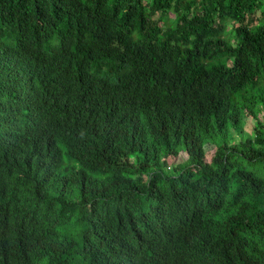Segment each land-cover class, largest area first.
Wrapping results in <instances>:
<instances>
[{"label": "trees", "instance_id": "1", "mask_svg": "<svg viewBox=\"0 0 264 264\" xmlns=\"http://www.w3.org/2000/svg\"><path fill=\"white\" fill-rule=\"evenodd\" d=\"M0 264H264V0H0Z\"/></svg>", "mask_w": 264, "mask_h": 264}, {"label": "rangeland", "instance_id": "2", "mask_svg": "<svg viewBox=\"0 0 264 264\" xmlns=\"http://www.w3.org/2000/svg\"><path fill=\"white\" fill-rule=\"evenodd\" d=\"M253 125H254V119L253 118H250L249 121H248L247 127H246L247 130L251 132L253 130V127H252ZM214 152H215L214 151V148L207 145V147H206V153H207V156L209 158L212 157V155L214 154Z\"/></svg>", "mask_w": 264, "mask_h": 264}]
</instances>
